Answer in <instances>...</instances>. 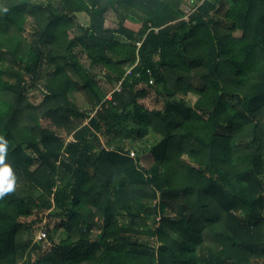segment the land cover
Returning a JSON list of instances; mask_svg holds the SVG:
<instances>
[{
  "label": "trees",
  "instance_id": "16d2710c",
  "mask_svg": "<svg viewBox=\"0 0 264 264\" xmlns=\"http://www.w3.org/2000/svg\"><path fill=\"white\" fill-rule=\"evenodd\" d=\"M197 1L0 0V264H264V0Z\"/></svg>",
  "mask_w": 264,
  "mask_h": 264
},
{
  "label": "rangeland",
  "instance_id": "374dc122",
  "mask_svg": "<svg viewBox=\"0 0 264 264\" xmlns=\"http://www.w3.org/2000/svg\"><path fill=\"white\" fill-rule=\"evenodd\" d=\"M203 1H197V0H185V11L187 14H192L201 4ZM81 24H86L87 20L85 18V16L81 15L79 16ZM188 17H186L187 19ZM125 26L134 30L138 29V24L133 23V22H126ZM81 61L84 62L85 64H87V61L85 60L84 57L81 56ZM96 72V70H94ZM100 85L105 87L104 84H102V82H100ZM108 89H111L110 87H108ZM154 95H152L150 98H148L147 100L144 101L145 106H149V107H155L154 103ZM195 101V97H188V102L192 105ZM162 103L159 102L158 103V108H161ZM156 138L153 135L147 136L146 138H143L142 140L138 141L137 144H135V147L132 149V156L136 155V154H141V152H148V150L150 149V147L155 143ZM150 224V223H149ZM37 234V232H36ZM58 238V236H57ZM56 238V239H57Z\"/></svg>",
  "mask_w": 264,
  "mask_h": 264
},
{
  "label": "clouds",
  "instance_id": "9594fccd",
  "mask_svg": "<svg viewBox=\"0 0 264 264\" xmlns=\"http://www.w3.org/2000/svg\"><path fill=\"white\" fill-rule=\"evenodd\" d=\"M8 141L0 136V197L14 190L16 175L10 164L5 163Z\"/></svg>",
  "mask_w": 264,
  "mask_h": 264
},
{
  "label": "built area",
  "instance_id": "2783aa9c",
  "mask_svg": "<svg viewBox=\"0 0 264 264\" xmlns=\"http://www.w3.org/2000/svg\"><path fill=\"white\" fill-rule=\"evenodd\" d=\"M137 45L139 46V44H137ZM45 238H46L45 232L42 231V230L38 231L37 236H36V239L37 240H43Z\"/></svg>",
  "mask_w": 264,
  "mask_h": 264
}]
</instances>
